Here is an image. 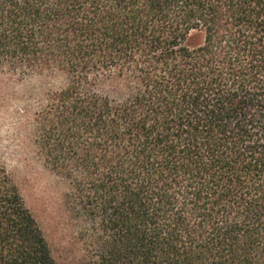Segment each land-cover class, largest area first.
<instances>
[{"label": "trees", "instance_id": "16d2710c", "mask_svg": "<svg viewBox=\"0 0 264 264\" xmlns=\"http://www.w3.org/2000/svg\"><path fill=\"white\" fill-rule=\"evenodd\" d=\"M35 77L86 264H264V0H0ZM0 264H59L1 160Z\"/></svg>", "mask_w": 264, "mask_h": 264}, {"label": "rangeland", "instance_id": "374dc122", "mask_svg": "<svg viewBox=\"0 0 264 264\" xmlns=\"http://www.w3.org/2000/svg\"><path fill=\"white\" fill-rule=\"evenodd\" d=\"M46 79H0V160L17 182L59 264H86L92 247L80 236L84 223L68 195L69 181L46 163L35 144L34 114Z\"/></svg>", "mask_w": 264, "mask_h": 264}]
</instances>
